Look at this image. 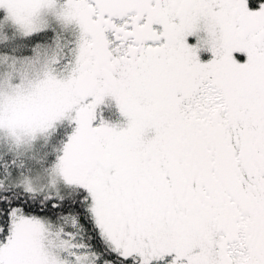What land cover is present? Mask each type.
<instances>
[{"label":"snow or ice","instance_id":"1","mask_svg":"<svg viewBox=\"0 0 264 264\" xmlns=\"http://www.w3.org/2000/svg\"><path fill=\"white\" fill-rule=\"evenodd\" d=\"M0 264H264V0H0Z\"/></svg>","mask_w":264,"mask_h":264}]
</instances>
